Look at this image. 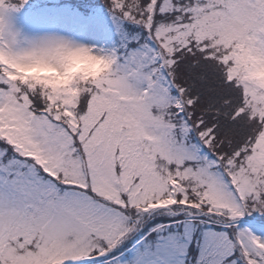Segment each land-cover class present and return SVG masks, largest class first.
<instances>
[{
	"label": "snow or ice",
	"instance_id": "snow-or-ice-1",
	"mask_svg": "<svg viewBox=\"0 0 264 264\" xmlns=\"http://www.w3.org/2000/svg\"><path fill=\"white\" fill-rule=\"evenodd\" d=\"M104 7L0 0V264H264V0Z\"/></svg>",
	"mask_w": 264,
	"mask_h": 264
},
{
	"label": "rangeland",
	"instance_id": "rangeland-1",
	"mask_svg": "<svg viewBox=\"0 0 264 264\" xmlns=\"http://www.w3.org/2000/svg\"><path fill=\"white\" fill-rule=\"evenodd\" d=\"M93 8L102 9L104 14L107 15V8L104 7V5L98 4L97 6ZM6 21L9 25V29H10L12 36L15 37L16 42L21 46L28 42L41 39L42 37H45V36L66 35V34H60L58 32L41 35L38 30V25L36 24L37 19L29 20L28 18H23L13 13L6 18ZM63 21L68 22V23L69 22L74 23L71 15L64 17ZM68 38L77 39V42H86L84 40L79 39L78 37L69 36ZM142 243L144 244L141 247H139V249H137L133 255H131L130 257L128 256L129 258H126V257L122 258L119 261V264H138L140 254L148 249V245L145 244L144 241H142Z\"/></svg>",
	"mask_w": 264,
	"mask_h": 264
},
{
	"label": "clouds",
	"instance_id": "clouds-1",
	"mask_svg": "<svg viewBox=\"0 0 264 264\" xmlns=\"http://www.w3.org/2000/svg\"><path fill=\"white\" fill-rule=\"evenodd\" d=\"M89 63L91 64L94 73H99L101 71H103L105 69V65H103L100 61H89ZM26 75H32L34 73H25Z\"/></svg>",
	"mask_w": 264,
	"mask_h": 264
}]
</instances>
